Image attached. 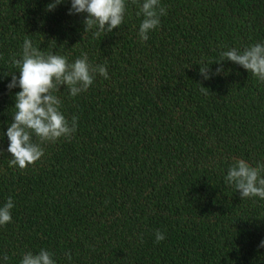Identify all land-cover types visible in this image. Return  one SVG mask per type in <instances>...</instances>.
Masks as SVG:
<instances>
[{
    "label": "trees",
    "instance_id": "obj_1",
    "mask_svg": "<svg viewBox=\"0 0 264 264\" xmlns=\"http://www.w3.org/2000/svg\"><path fill=\"white\" fill-rule=\"evenodd\" d=\"M49 2L0 0V207L14 203L0 264L41 249L55 264H264V200L224 179L234 159L264 165V82L227 60L219 75L199 73L264 44V0H160L167 14L146 41L143 0H126L124 22L99 36L84 33L86 13L68 14L71 0L51 12ZM26 37L69 63L87 55L110 79L55 93L77 130L21 170L5 135L20 89L3 74L18 71Z\"/></svg>",
    "mask_w": 264,
    "mask_h": 264
},
{
    "label": "clouds",
    "instance_id": "obj_2",
    "mask_svg": "<svg viewBox=\"0 0 264 264\" xmlns=\"http://www.w3.org/2000/svg\"><path fill=\"white\" fill-rule=\"evenodd\" d=\"M65 0H50L46 10L51 12ZM138 4V0H132ZM127 10L126 0H71L69 15L86 13L84 18V33L96 29L94 35L112 32L124 22ZM167 14L160 5V0H143L139 3L138 16H143L138 35L141 41L148 39V33L160 26V18ZM231 61L242 66L258 80L264 82V44L256 43L242 50L232 48L221 53V59L214 62L219 66L212 72L205 64L199 67L200 75L210 79L224 71L223 62ZM11 65L18 69L16 72L3 74L11 75L7 88L12 90L19 87L15 93V113L5 135L9 141L7 151L10 153V166L21 170L35 165L45 155L43 145L55 143L59 139H70L77 130V117L69 122L60 111L61 99L55 94L61 88L67 89L71 97L86 92L94 83L97 75L105 80L110 79L106 66L92 65L87 55L69 63L65 56L44 53L27 37L24 39L19 58L11 57ZM205 87L202 86L201 91ZM35 138V139H34ZM264 165L251 166L243 159H234L232 166L225 176V183L232 185L239 192L241 199L259 197L264 200ZM14 203L9 197L0 207V226L12 222L11 209ZM165 239L163 233H155V242ZM264 247V240L259 244ZM52 253L41 249L38 254L26 253L20 264H55ZM6 262L7 254L0 257ZM71 261V254H68Z\"/></svg>",
    "mask_w": 264,
    "mask_h": 264
}]
</instances>
